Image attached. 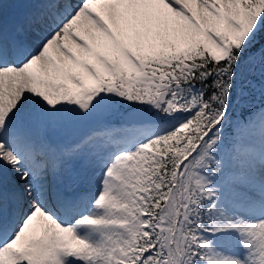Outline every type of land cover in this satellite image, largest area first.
Instances as JSON below:
<instances>
[{"label": "snow or ice", "instance_id": "6c2138e0", "mask_svg": "<svg viewBox=\"0 0 264 264\" xmlns=\"http://www.w3.org/2000/svg\"><path fill=\"white\" fill-rule=\"evenodd\" d=\"M27 3L0 0V264H264V0Z\"/></svg>", "mask_w": 264, "mask_h": 264}, {"label": "rangeland", "instance_id": "374dc122", "mask_svg": "<svg viewBox=\"0 0 264 264\" xmlns=\"http://www.w3.org/2000/svg\"><path fill=\"white\" fill-rule=\"evenodd\" d=\"M9 10L7 11L8 13V18L10 19L11 17H15L17 20H19L23 13L26 11H22L14 2V0L9 2L8 6ZM8 26V25H7ZM114 122L119 123V120H115Z\"/></svg>", "mask_w": 264, "mask_h": 264}, {"label": "bare ground", "instance_id": "6f19581e", "mask_svg": "<svg viewBox=\"0 0 264 264\" xmlns=\"http://www.w3.org/2000/svg\"><path fill=\"white\" fill-rule=\"evenodd\" d=\"M12 0H5V5H4V10H3V19L6 25L8 26H12L13 24H15L18 20L15 17H11L10 19L8 18V13L7 11L9 10L8 6H9V2ZM30 7V5H29ZM29 7L26 9L28 11ZM26 10H22V11H26ZM25 14V12L23 13V15ZM22 15V16H23Z\"/></svg>", "mask_w": 264, "mask_h": 264}, {"label": "water", "instance_id": "95a60500", "mask_svg": "<svg viewBox=\"0 0 264 264\" xmlns=\"http://www.w3.org/2000/svg\"><path fill=\"white\" fill-rule=\"evenodd\" d=\"M16 1L22 8H26L28 5L27 0H16Z\"/></svg>", "mask_w": 264, "mask_h": 264}]
</instances>
